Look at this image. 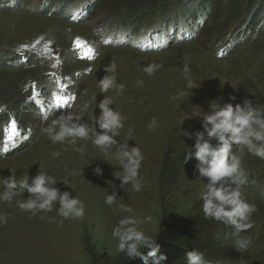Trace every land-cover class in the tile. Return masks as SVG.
I'll list each match as a JSON object with an SVG mask.
<instances>
[{"label": "rangeland", "instance_id": "rangeland-1", "mask_svg": "<svg viewBox=\"0 0 264 264\" xmlns=\"http://www.w3.org/2000/svg\"><path fill=\"white\" fill-rule=\"evenodd\" d=\"M163 1L166 15L154 9ZM229 2L215 0V10L200 23L186 18L176 24L174 19L183 18L181 0H104L86 17L77 9L66 18L40 14L42 0H17L12 8L0 1V108L8 106L16 113L4 121L0 147L22 142L23 129L30 127L33 134L25 147L0 156V193L9 176L31 182L44 172L58 181L61 192L69 191L84 205L83 218H65L59 214V200L51 210L18 207L29 198L27 190L17 192L11 202L0 200V264H135L136 259L117 251L118 240L112 236L118 221L128 215L142 220V230L156 240L164 224L191 226L193 233L184 235V244L203 253L206 262L264 264V193L241 186L242 198L256 211L248 221L251 227L237 233L232 225L204 215L200 192L206 180L198 177L194 157L184 162L195 151L185 131L202 127L201 118L183 122L185 115L203 114L217 99L233 105L250 100L264 115L262 19L245 29L247 14L228 10ZM245 2L247 8L250 1ZM147 5L156 12L150 11L146 19L155 16L136 23L145 16L137 11H147ZM132 11L134 15H127ZM195 26L199 30L191 43H174L175 36L189 35ZM216 37L225 42L216 43ZM89 48L94 50L92 58ZM147 66L155 68L151 75L144 71ZM104 76H115L116 87L102 93L99 80ZM249 85L258 89L248 90ZM104 97L111 99L110 107L121 114L123 124L107 156L94 144L92 132L75 143L51 142L44 129L60 115L79 116L80 123L100 132L97 105ZM26 100L28 105L33 100L41 113L25 107ZM125 145L138 147L142 155L140 191L131 182L121 188L116 177L124 174L115 156ZM233 150L245 159V180L251 176L262 182L264 159L247 149ZM97 165L102 176L94 174ZM114 192L116 202L108 205L107 195ZM121 204L133 211H121ZM232 234L241 239L240 245L252 239L256 244L240 251L228 238ZM179 264H187V258Z\"/></svg>", "mask_w": 264, "mask_h": 264}, {"label": "clouds", "instance_id": "clouds-1", "mask_svg": "<svg viewBox=\"0 0 264 264\" xmlns=\"http://www.w3.org/2000/svg\"><path fill=\"white\" fill-rule=\"evenodd\" d=\"M111 70L115 71V65ZM144 71L151 75L155 68L145 67ZM188 69L185 67V72ZM100 91L107 92L116 87L115 76H104L99 80ZM122 85L117 90L122 89ZM112 101L104 97L98 103L101 112L95 128L80 123V117L72 114L60 115L44 131L52 143H63L70 139L75 143L77 138L87 139L90 132L95 133L94 144L99 146L108 155L112 146L116 144L115 136L118 129L123 127L122 116L110 107ZM210 110L203 114L185 115L183 122L192 118H201V129L194 133L185 131L187 137L194 140V152L185 156L184 162L193 157L197 163L195 171L198 177L206 180L200 192L202 210L206 217L216 221L230 224L238 233L251 227L248 223L250 216L256 211L255 205L242 198L241 186L245 183V172L241 167L240 156L233 150L234 146L240 152L245 149L257 157L264 159V115H260L251 106V101L237 103H221L219 99L212 100ZM155 124L153 120L152 125ZM150 125V127L152 126ZM59 156V152H53ZM123 169V175L116 176L120 180V187L131 182L136 191H140L139 169L142 155L138 147L121 146L115 156ZM94 174L103 175V169L97 165ZM57 180L47 173L38 172L31 178L17 181L9 176L4 180L5 191L0 193V200L11 202L13 197L24 193L30 194L26 201L18 202V207L24 210H51L53 203L59 200V214L65 218L70 216L83 218L84 205L71 195L69 191L61 192L56 187ZM117 193L107 195L106 203L112 205L116 202ZM121 211L131 213L130 206L119 205ZM142 220L128 215L118 221L112 229V236L118 240L117 251L125 253L129 260L139 258L143 264H162L168 259L167 255L160 252V245L150 235H146L140 225ZM145 249L147 252H145ZM187 264H206L203 253L192 250L186 253Z\"/></svg>", "mask_w": 264, "mask_h": 264}, {"label": "trees", "instance_id": "trees-1", "mask_svg": "<svg viewBox=\"0 0 264 264\" xmlns=\"http://www.w3.org/2000/svg\"><path fill=\"white\" fill-rule=\"evenodd\" d=\"M53 1L62 2V4L60 5L61 6L60 10L52 13L65 18L66 15L63 12L65 8L66 0H53ZM103 1L104 0H93L92 4H94V6H97ZM183 1H184L183 5L185 10L188 11V13H191L189 15H193V14L196 15V12H201V13H205V15L207 16L216 7L215 0H183ZM238 4H239L238 0L230 1V5H232L234 8H238L239 6ZM51 6L52 3H50L48 8L44 7L40 13L47 15V13L50 11ZM261 7H263V11L259 15L263 14L264 12V0H260V3L257 4L256 6V10L253 11L250 18L251 24L256 22L254 18L256 14L261 11ZM262 28L264 29V23ZM3 60H5L6 63L8 62V60H6L5 58ZM9 111L11 110L9 109L8 112ZM8 118L9 116L6 114V111H4L3 115H0V125ZM10 154L12 153H9L7 155ZM193 230L194 229L191 226L182 223L163 225L157 243L160 245V252L166 254L168 259L162 262V264H179L180 261L185 260L187 258L186 253L189 251V247H187V245L185 246L184 244L185 240H183V237L188 232L193 233L192 232ZM230 236L228 238L229 240H231V243L233 244L235 241L234 239H231ZM145 252H147V250H145ZM204 260L209 261L207 260V258L205 259V257ZM217 261L218 260H213L212 264H221L219 261L218 262ZM135 262H136L135 264H143V261L140 260L139 258H137ZM149 264H151V260L149 261ZM206 264L209 263L206 262Z\"/></svg>", "mask_w": 264, "mask_h": 264}, {"label": "snow or ice", "instance_id": "snow-or-ice-1", "mask_svg": "<svg viewBox=\"0 0 264 264\" xmlns=\"http://www.w3.org/2000/svg\"><path fill=\"white\" fill-rule=\"evenodd\" d=\"M81 44H82V42L80 41L79 38H77L76 41H75V46H76L77 48H79V47L81 46ZM89 53H90V55L88 56V58H92V54H94V50L91 49V48H89ZM46 118H47V117H45V119H46Z\"/></svg>", "mask_w": 264, "mask_h": 264}, {"label": "bare ground", "instance_id": "bare-ground-1", "mask_svg": "<svg viewBox=\"0 0 264 264\" xmlns=\"http://www.w3.org/2000/svg\"><path fill=\"white\" fill-rule=\"evenodd\" d=\"M189 43H191V42H189ZM189 43H187V44H189ZM187 44H186V45H187ZM213 62H214V61H213ZM60 114H61V113H59V115H60ZM56 115H58V114H55V116H56ZM208 263H209V264H212L213 262H208Z\"/></svg>", "mask_w": 264, "mask_h": 264}]
</instances>
